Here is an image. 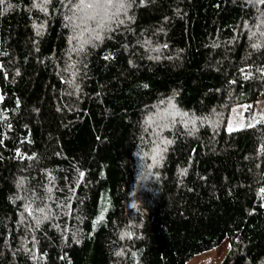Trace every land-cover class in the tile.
Segmentation results:
<instances>
[{"label":"trees","instance_id":"1","mask_svg":"<svg viewBox=\"0 0 264 264\" xmlns=\"http://www.w3.org/2000/svg\"><path fill=\"white\" fill-rule=\"evenodd\" d=\"M35 2L0 4V264H264V120L224 130L264 96V4L118 0L94 40Z\"/></svg>","mask_w":264,"mask_h":264},{"label":"rangeland","instance_id":"2","mask_svg":"<svg viewBox=\"0 0 264 264\" xmlns=\"http://www.w3.org/2000/svg\"><path fill=\"white\" fill-rule=\"evenodd\" d=\"M261 120H264V96L233 105L226 116L224 130L231 132L251 127ZM228 249L229 243L224 240L211 250L194 255L187 264H220Z\"/></svg>","mask_w":264,"mask_h":264},{"label":"snow or ice","instance_id":"3","mask_svg":"<svg viewBox=\"0 0 264 264\" xmlns=\"http://www.w3.org/2000/svg\"><path fill=\"white\" fill-rule=\"evenodd\" d=\"M4 2L5 0H0V4H4ZM143 2L144 0H141V3ZM257 3L264 4V0H257ZM7 7L11 8L12 5L9 4ZM33 7H40L41 10L47 11V9L44 8L42 4H37L35 0H33ZM72 7L76 8L78 11L84 14L83 19H91V20L96 21V29H93L94 40H100L102 39L101 31L110 30L109 28L110 22H116V23L122 22L119 20L117 13L120 11H123L127 7V5L118 2V0H79V3L72 5ZM4 10H7V9H4ZM65 19H69V17L66 16ZM39 27L42 28L43 26L40 25ZM256 46L257 45H253V47H256ZM108 58H109L108 56H105V59H108ZM129 63H131V61ZM144 87H147V85L145 84ZM0 99H2V97H0ZM169 104L171 105V101H169ZM171 107L174 109L175 105H171ZM248 126H251V125H248ZM229 130L231 131V129ZM161 142L164 144L171 143V141L169 140H162ZM162 151H164V149L162 148H157L154 150L152 154L154 162H158L156 160V157L158 153ZM17 152L19 153V149H17ZM149 167H151V165ZM83 175L84 173L81 172L80 177L82 178ZM260 191L264 192V188L260 189ZM102 216H103V213H101V215L97 217V219H101ZM37 223H39V221H37ZM93 223H95V221Z\"/></svg>","mask_w":264,"mask_h":264}]
</instances>
